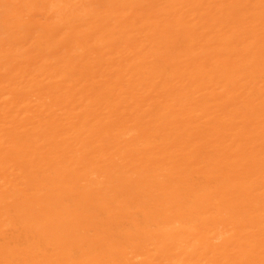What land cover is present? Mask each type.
<instances>
[{
  "label": "bare ground",
  "instance_id": "6f19581e",
  "mask_svg": "<svg viewBox=\"0 0 264 264\" xmlns=\"http://www.w3.org/2000/svg\"><path fill=\"white\" fill-rule=\"evenodd\" d=\"M0 264H264V0H0Z\"/></svg>",
  "mask_w": 264,
  "mask_h": 264
}]
</instances>
